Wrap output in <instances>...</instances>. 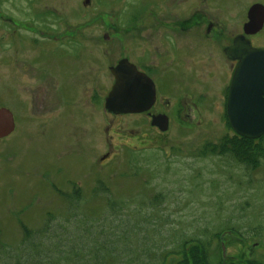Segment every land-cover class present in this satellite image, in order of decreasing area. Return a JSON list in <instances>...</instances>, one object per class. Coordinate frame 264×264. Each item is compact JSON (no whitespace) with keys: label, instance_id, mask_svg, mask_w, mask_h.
Instances as JSON below:
<instances>
[{"label":"rangeland","instance_id":"1","mask_svg":"<svg viewBox=\"0 0 264 264\" xmlns=\"http://www.w3.org/2000/svg\"><path fill=\"white\" fill-rule=\"evenodd\" d=\"M85 1L0 0V4L13 15L7 8L19 6L23 10L34 2L38 8L50 9L53 18L66 22L70 30L82 23L86 35L114 33L109 27L113 10H121L119 17L124 20L131 16L132 10L123 11L121 0H90L84 5ZM121 34L125 39L129 35L125 31ZM262 34L264 29L257 36L264 37ZM29 49L33 48L28 43L24 59L30 57ZM100 55V108L82 114L84 120L79 124L68 125L65 140L39 127L44 125L39 124L41 116L33 114L28 103L21 125L0 139V257L27 245L22 244L21 225L42 229L48 219L52 227L60 221L63 226L56 235L50 231L39 237V253L43 246L56 243L60 234L62 238L74 234L71 243L65 240V247L71 244L75 250L80 246L88 251L98 242L116 249L108 254L109 263L119 259L125 264H145L161 259L175 245L173 232L177 240L179 235L204 237L232 227L244 233L245 239L237 233L221 238L226 264L246 259L264 262V136L236 141L226 113L223 115L222 100L215 99L217 90L212 91L210 106L203 104L198 114L183 113V117L190 113L192 122L172 116L166 132L154 129L151 120L142 115L108 113L104 98L112 81L107 67L113 57L109 43L100 45ZM6 67H0V107L16 114L15 91L19 86L14 88L13 71ZM51 67L46 76L53 81V91L60 90L72 73L54 63ZM23 73L21 88L31 90V76ZM98 154L100 159L108 155L101 164L93 163ZM95 178L93 193L90 187ZM73 185H84L78 202L60 196L63 188L68 195L74 193ZM73 216L77 222L68 221ZM79 221L89 224L90 229L83 232ZM220 242L211 241V247L217 249ZM24 251L23 257L11 258L6 264L31 262ZM36 251L28 250L35 262Z\"/></svg>","mask_w":264,"mask_h":264},{"label":"flooded vegetation","instance_id":"2","mask_svg":"<svg viewBox=\"0 0 264 264\" xmlns=\"http://www.w3.org/2000/svg\"><path fill=\"white\" fill-rule=\"evenodd\" d=\"M88 1L84 5H88ZM121 2L123 11L132 10L131 16L124 20L119 17L121 10H113L114 17L109 27L114 33L102 36L97 32L86 35L81 30L84 28L82 23L70 30L66 22L63 24L62 20L53 18L50 9L38 8L34 2L28 3L29 6L23 10L19 6L7 8L13 15L0 4V67L11 69L14 88L19 86L15 91L18 94L17 113L11 112L13 132L27 116V103L33 114L41 116L39 124L44 125L39 127L51 135L59 134L64 140L67 129L84 120L82 114L98 111L101 105L100 45L106 42L110 44V54L113 55L107 66L109 72L120 60L126 59L154 85L155 100L151 108L132 115H142L151 120L152 116L163 114L168 118V126L173 117L192 122L191 114L185 113L183 117V113L191 111L198 114L203 104L210 106L214 100L212 91L217 90L218 98L215 99L220 101L221 98L223 115L226 113L228 120L227 96L238 60L232 59V53L227 49L233 46L235 39L248 40L251 48L264 49V37L257 36L264 29V22L256 32H251L249 27L245 31L249 9L262 6L264 10V0ZM121 31L129 34L126 39L121 37ZM84 41L87 42L85 45ZM28 43L33 49L28 50L30 57L24 59L22 54ZM53 63L57 68H66L72 73L60 90L57 87L59 91H53V81L46 76L51 73ZM22 72L29 78L31 76V90L21 88L25 79ZM58 77L62 76L59 74ZM113 83L112 75L111 87ZM104 159L101 160L98 154L93 163L101 164ZM94 166L98 171L97 164ZM97 181L95 178L90 187L93 193H96ZM81 186L84 187L73 185L74 193L70 195L63 188L60 196L81 200Z\"/></svg>","mask_w":264,"mask_h":264},{"label":"water","instance_id":"3","mask_svg":"<svg viewBox=\"0 0 264 264\" xmlns=\"http://www.w3.org/2000/svg\"><path fill=\"white\" fill-rule=\"evenodd\" d=\"M89 1L86 0L84 4ZM264 22L262 6H253L248 11L247 28L251 32L260 30ZM238 63L229 85L226 111L228 122L234 132L246 139H256L264 134V49L251 48L248 40L235 39L227 49ZM114 83L104 100V108L111 114L142 113L151 108L155 100V89L151 80L129 64L126 59L110 68ZM150 125L160 132L168 130L166 115H154ZM14 130L11 111L0 107V139ZM107 154L101 157L106 158ZM222 255L225 247L221 243Z\"/></svg>","mask_w":264,"mask_h":264},{"label":"trees","instance_id":"4","mask_svg":"<svg viewBox=\"0 0 264 264\" xmlns=\"http://www.w3.org/2000/svg\"><path fill=\"white\" fill-rule=\"evenodd\" d=\"M236 141H240L241 143L243 141H249L250 139L242 138L235 134ZM261 138H259L260 140ZM254 141V140H252ZM238 142V146L240 147L241 144ZM211 144V143H210ZM213 152L214 148L212 145H210ZM217 147V146H216ZM215 147V148H216ZM218 151V150H216ZM101 190H104L103 186ZM99 192V191H98ZM74 201V200H73ZM74 202H78V200H75ZM72 203V202H71ZM77 205V204H76ZM75 206V204L73 205ZM119 209H121L119 207ZM118 209V210H119ZM72 211V210H71ZM136 217H139L138 211L136 209ZM142 217V216H141ZM76 217L70 218L68 221H74L77 222L75 219ZM81 218V217H78ZM82 219V218H81ZM63 221L54 223V227L51 226L50 223H48V219L43 224L42 229H36V230H29L24 225H21L24 230V243L27 245H23L22 247L19 246V250L17 253L14 252V250H8V255L4 258L0 257V261H2L4 264H6L5 261H9L11 258H19L20 255H22V251H24L25 248V258H32V261L30 260H24L23 262H16L15 264H125L122 263L121 260H116L115 263H109L107 261L108 254H113V251L115 248H108L103 247L102 244H98V242L95 243L94 247H90L88 251L86 249L81 248L80 246L77 247L78 249H74L75 247H72L71 244H69V247H65V240L69 239L70 243L73 239V235L70 238H62V236L57 237V242L53 241L50 245L43 246L42 256H40V249L38 248L41 245V241L39 237L44 233H50L56 235L58 232H61V226ZM81 228L83 232H85V229H90L91 226L89 224H86L84 221H79ZM58 226V227H57ZM237 233V235L245 239L244 233L242 234L240 231L233 229L232 227H225L222 228L221 231L212 233L210 236H200V235H191L188 237H182L179 235V238L176 240V238H173V235L175 232L172 233V239L175 243H173V246L165 253H163L161 259L158 260V258H155L152 260V262H148L145 264H226L224 261V257L222 255L221 250V238L224 237L226 234H233ZM43 234V235H44ZM79 238V237H78ZM39 239V241H38ZM37 240V241H36ZM76 240V239H75ZM216 240L219 243V246L216 248L211 247V241ZM127 244V243H126ZM167 245V242L165 243ZM42 246V245H41ZM38 248V251L36 249ZM34 249L38 255H36L38 261H34V257L32 254L28 253V250ZM12 251V252H11ZM79 251H83V254H80ZM107 253V256L105 254ZM159 256V255H158ZM23 257V255H22ZM111 257V256H110ZM42 258V259H41ZM228 264H264L263 261L260 260H249L246 259L243 262L240 263H228Z\"/></svg>","mask_w":264,"mask_h":264}]
</instances>
